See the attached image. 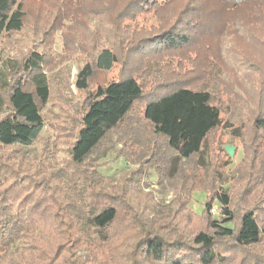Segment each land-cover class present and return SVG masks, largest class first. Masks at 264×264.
<instances>
[{
	"label": "trees",
	"instance_id": "16d2710c",
	"mask_svg": "<svg viewBox=\"0 0 264 264\" xmlns=\"http://www.w3.org/2000/svg\"><path fill=\"white\" fill-rule=\"evenodd\" d=\"M178 3L182 5L176 9ZM55 5L54 21L61 23L84 19L93 10L105 13L112 40L107 44L96 42L95 48L87 53L90 58L78 72V89L88 90L91 84L96 88L90 92L88 106L69 150V163L74 166L66 178L69 187L63 191V179L59 186L44 187L42 198L34 204L42 206L40 219L47 227L41 231L42 238L53 241L62 253L67 252L74 259L76 256L78 261L85 257L78 256L77 251L86 246L90 264H105V246L130 232L137 239L125 252H131L135 264H228L238 257L242 258L239 264H264V254L251 250L264 239V208L260 213L250 206L237 214L230 207L232 201L227 187L215 199L222 219L212 218L207 230H199L189 237L177 236L175 224L165 229L164 224L170 217L159 212L164 204L144 192L142 171L115 183L116 179L95 174L90 170L93 166L87 164L108 134L127 120L142 99H145L144 117L156 134L165 138L166 147L172 153L169 158L172 164L201 155L207 136L221 123V110L213 102L212 93L195 82L196 75H191L183 85L165 84V90L147 96L132 69L136 65L142 67L141 61L151 57L157 64L162 57L166 66L164 58L168 52L198 47L200 34L213 37L224 33L231 30L234 20L252 22L253 26L261 22L263 27L264 0H55ZM164 10L172 15L168 22L159 24L161 29L151 32L155 36L147 40L149 33L139 36L137 41L131 42L128 38V44L121 42L128 50L123 56L115 43L122 32L129 31L127 22L147 12ZM26 15L24 0H0V38L21 32ZM140 46L150 50L138 55L135 51ZM210 50V44L203 43L199 52H206L211 62ZM48 61L45 53L35 49L5 56L0 42V146H27L40 136L45 125L41 110L51 98L50 77L45 71ZM119 62L124 66L122 72L127 69L126 64H132L123 76L93 82L98 73L109 72ZM253 125L263 141L264 109L258 110ZM156 170L162 179L163 169ZM212 207L211 201H207L204 214ZM19 216L9 208L7 195L3 196L0 260L3 245L21 238L20 228L24 225L21 222L18 227L23 221ZM121 221L126 227L120 235Z\"/></svg>",
	"mask_w": 264,
	"mask_h": 264
},
{
	"label": "rangeland",
	"instance_id": "374dc122",
	"mask_svg": "<svg viewBox=\"0 0 264 264\" xmlns=\"http://www.w3.org/2000/svg\"><path fill=\"white\" fill-rule=\"evenodd\" d=\"M24 2L27 11L24 28L1 37V46L5 56H16L29 49L47 55L45 71L50 77L51 98L41 110L44 128L32 144L0 146V201L7 195L9 208L23 220L18 227L21 222L24 225L20 228V239L3 245L0 264H72L71 261L90 264L86 246L77 251L78 256L85 258L78 261L75 256L76 261L73 255L62 253L53 241L42 238L41 231L47 227L40 219L42 206L34 204L42 198L44 187L59 186L62 179L63 191L69 187L66 178L74 168L69 163V150L90 92L96 88L91 84L88 90L78 89L77 75L96 42H111L110 23L105 13L96 10L86 13L84 19L56 22L55 0ZM181 5L178 3L176 9ZM171 16L166 10L139 15L127 22L129 31L122 32L119 41L115 40L116 47L125 56L128 50L123 45L128 44V38L132 42L147 33L146 40L155 36L151 32L161 29L159 24L167 23ZM230 29L213 37L200 34L197 38L200 46L179 53L168 52L164 58L166 66L162 57L160 64L152 62L151 57L141 61L142 67L136 65L132 69L147 96L165 90V84L183 85L191 75H196L195 82L212 93L213 102L221 110V123L207 136L201 155L172 164L165 138L156 134L144 117L145 99H142L127 120L108 134L87 163L93 166L90 170L95 174L116 179L115 183L142 171L144 192L164 204L159 212L170 217L165 229L175 224L177 236L189 237L207 230L212 218L222 219L215 199L226 187L232 201L230 207L237 214L250 206L260 213L264 208V138L260 141L253 125L258 110L264 109V25L234 20ZM203 43L211 46V62L206 52H199ZM146 49L150 50L140 46L135 52L139 55ZM131 65L126 64L127 69L122 72L124 66L119 62L109 72L98 73L93 82L118 79ZM228 145L234 146L233 155L227 152ZM159 167L163 169L162 179L156 170ZM207 201L213 207L204 214ZM125 224L120 222V235ZM136 239L130 232L106 245L105 264H135L131 252L125 251L131 249L128 245L134 246ZM251 250L264 254V239ZM241 259L235 258L228 264H239Z\"/></svg>",
	"mask_w": 264,
	"mask_h": 264
},
{
	"label": "water",
	"instance_id": "95a60500",
	"mask_svg": "<svg viewBox=\"0 0 264 264\" xmlns=\"http://www.w3.org/2000/svg\"><path fill=\"white\" fill-rule=\"evenodd\" d=\"M226 150L227 152L230 154V155H233L234 154V146H226Z\"/></svg>",
	"mask_w": 264,
	"mask_h": 264
}]
</instances>
